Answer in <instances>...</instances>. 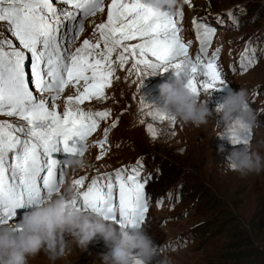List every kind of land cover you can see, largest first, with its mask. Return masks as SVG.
<instances>
[{"label": "rangeland", "instance_id": "1", "mask_svg": "<svg viewBox=\"0 0 264 264\" xmlns=\"http://www.w3.org/2000/svg\"><path fill=\"white\" fill-rule=\"evenodd\" d=\"M109 4L110 0H105V11L94 15H98L96 25L85 24L94 16L84 19V30L72 42V52L85 39L92 43L99 40L97 25L106 22ZM180 10L184 15L179 35L182 41H191L190 56L194 57L200 47L192 24L194 19L216 29L208 47L209 57L222 49L216 63L224 85L201 88L199 98L210 99L209 108L215 109L230 93L246 88L248 109L256 118L255 125L241 127L239 114L225 124L222 114L215 111L208 123L200 127L161 119L158 111L171 116L160 108L159 86L174 81V71L163 72L161 68L152 73L133 71L129 75L126 69L131 67V60L125 69H120L117 63L115 76L119 79L114 77L112 87L105 90L106 100L71 105L73 109L91 111L110 109L111 116L100 122L84 156L74 159L84 161V166L66 168L62 192L73 179L87 177V184L98 174L131 168L140 161L141 177L148 180L145 191L149 210L135 230L145 232L154 241L156 252L150 264H264V167L259 173L246 176L229 168L231 153L242 147L264 158V0H191L190 5L181 0L174 11ZM3 28L0 23V30ZM3 35L7 34L0 32V38ZM100 43L102 49L103 41ZM246 48L253 53L255 62L241 72V53ZM78 87L82 90V83ZM77 94L69 85L52 103L62 113L67 97ZM116 117L119 124L113 129L110 125ZM5 119L12 118L0 116V120ZM149 125L155 137L149 135ZM105 128H109L108 144L104 146L106 155L97 160L100 149L93 143L102 139ZM229 130L231 140L225 136ZM246 139L247 143L234 142ZM21 217L22 214L17 220ZM65 238L70 241L69 255L53 262L41 250L29 257L28 264H101L109 251L99 236L84 250L71 241L69 234ZM131 259L132 264L138 260L148 264L137 253Z\"/></svg>", "mask_w": 264, "mask_h": 264}, {"label": "snow or ice", "instance_id": "2", "mask_svg": "<svg viewBox=\"0 0 264 264\" xmlns=\"http://www.w3.org/2000/svg\"><path fill=\"white\" fill-rule=\"evenodd\" d=\"M184 2L191 4V0ZM104 11V0H0V23L4 25L0 32L7 34L0 38V116L12 118L0 120V224H18V215L62 194L65 165L57 154L65 159L84 156L89 138L111 116L110 109L91 111L71 105L106 100L105 90L112 87L114 77L119 79L117 63L125 69L131 60L126 69L129 75L173 70L197 96L201 88L224 85L216 63L222 49L208 54L216 29L192 21L200 47L190 56L191 41L181 40L179 22L171 11L152 8L146 0H110L106 22L97 25L99 40L85 39L72 52V42L84 30V19ZM183 15L180 10V20ZM254 62L246 48L241 53V72ZM69 85L78 94L67 97L61 113L52 102ZM157 115L175 122L166 113L158 111ZM118 124L116 117L110 127ZM148 132L155 137L151 125ZM108 134L105 128L102 139L93 143L100 149L97 160L106 155ZM142 169L138 161L131 168L98 174L87 184V177L73 179L77 198L66 200V206L99 215L119 227L137 229L149 210L148 180L141 177Z\"/></svg>", "mask_w": 264, "mask_h": 264}, {"label": "clouds", "instance_id": "3", "mask_svg": "<svg viewBox=\"0 0 264 264\" xmlns=\"http://www.w3.org/2000/svg\"><path fill=\"white\" fill-rule=\"evenodd\" d=\"M146 3L152 8L174 11L180 6L181 0H146ZM159 92L162 101L160 108L180 123L200 127L208 123V118L215 111L222 114L221 119L225 124L232 121L234 114H239L243 125L249 128L255 125L256 118L248 109L246 88L241 87L230 93L215 109L209 108L210 99H200L180 78L162 83ZM225 136L231 140V130ZM220 150L223 151L222 146ZM262 160L264 158L259 153L242 147L231 153L229 168L241 176L259 173L264 167ZM67 164L70 168H82L84 161L70 159ZM75 198L76 189L67 183L61 195L25 211L18 224H0V264H28L29 257L41 250L53 262L64 258L71 252L66 233L82 250L97 236L102 237L109 251L102 257L101 264H132L133 253L139 254L150 264L156 247L149 235L140 230L118 228L115 223L99 215L66 206V200ZM16 228L18 232H14Z\"/></svg>", "mask_w": 264, "mask_h": 264}, {"label": "bare ground", "instance_id": "4", "mask_svg": "<svg viewBox=\"0 0 264 264\" xmlns=\"http://www.w3.org/2000/svg\"><path fill=\"white\" fill-rule=\"evenodd\" d=\"M105 1V0H104ZM99 13V12H98ZM97 14V13H96ZM98 15H96V16H94V17H90L86 22H85V24L86 25H90V26H94V25H96L98 22H99V20H97L98 19V17H97ZM96 17H97V19H96ZM42 98V97H41ZM43 98H45V97H43ZM54 105V104H53ZM19 217V216H18ZM17 217V218H18Z\"/></svg>", "mask_w": 264, "mask_h": 264}]
</instances>
